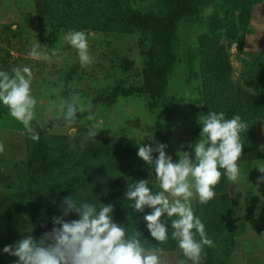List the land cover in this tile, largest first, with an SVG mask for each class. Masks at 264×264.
<instances>
[{"label": "rangeland", "instance_id": "obj_1", "mask_svg": "<svg viewBox=\"0 0 264 264\" xmlns=\"http://www.w3.org/2000/svg\"><path fill=\"white\" fill-rule=\"evenodd\" d=\"M181 1L0 0V70H32L38 104L31 127L39 136L32 140V133L0 103L5 147L0 154V264H15L18 257L3 249L22 239L29 226L37 240L51 231L52 218L62 215V201L71 195L97 207L114 205V221L129 233L140 231L147 246L162 247L163 264L186 259L171 229L165 244L151 237L143 219L151 209L137 212L125 194L129 183L141 179L160 190L154 166L137 155L140 145L164 143L174 162L179 151L195 159L190 145L201 138L198 118L204 115L210 87L205 66L216 47L228 57L233 83L261 105L244 117L250 128L242 133L245 145L238 163L245 178L233 184L222 175L214 199L193 201L215 245L205 247L201 264H264V183L257 179L264 173L256 168L264 158L244 161L259 150L264 153V0H184L186 12L175 13ZM134 13L165 23L173 19L170 43L128 23ZM71 30L88 34L92 64L82 67L77 51L64 40ZM37 44L46 47L49 60L28 55ZM72 94L91 100L94 120H87V111L78 112L70 126L56 118L51 106ZM93 123L103 130L96 140H87ZM89 142L92 152L87 153ZM86 181L99 191L89 196L81 185ZM115 192L124 196L123 203L112 200ZM78 218L73 212L65 220Z\"/></svg>", "mask_w": 264, "mask_h": 264}, {"label": "clouds", "instance_id": "obj_2", "mask_svg": "<svg viewBox=\"0 0 264 264\" xmlns=\"http://www.w3.org/2000/svg\"><path fill=\"white\" fill-rule=\"evenodd\" d=\"M64 40L77 51L82 67L94 62L85 31L71 30ZM44 48L40 44L34 45L28 55L34 59L49 60L50 56ZM33 80V72L27 66H18L11 71L0 70V103L8 108L11 117L32 133L31 139L38 141L39 136L31 127V122L36 119L38 104L33 94ZM92 108L90 99L72 94L68 99L54 103L50 110L56 112L58 120L70 126L76 123L78 112L87 111V120H94ZM198 120L202 125L201 138L195 145H190L195 159L190 152L179 151V161L174 162L165 151L166 144H142L137 155L154 166L160 190L153 191L151 181L141 179L129 183L125 194L137 212H144L145 207L151 209L143 219L155 241L167 243L171 229V239L177 242L186 258L180 259L178 264H188V261L201 264L205 247L215 246L213 239L207 235L205 224L195 215L193 201L207 204L214 199V189L222 175L233 184L245 178L238 161L245 145L242 133H247L250 128L248 122L239 114L228 119L224 112L215 111L200 116ZM101 130L99 124L93 123L85 139L96 140ZM84 146L82 142L81 147ZM4 151V144L0 142V154ZM153 153H158V157L154 158ZM256 168L264 173V165ZM257 179L258 183H264V175ZM61 211V216L52 218V230L44 233L39 240L32 235L33 228L29 226L24 237L15 245L4 247L3 252L18 257L15 264H163V248L147 246L140 238V231L129 233L124 225L115 222L112 215L114 205L100 203L97 207L86 199L77 201L71 195L64 197ZM73 212L79 218L65 220Z\"/></svg>", "mask_w": 264, "mask_h": 264}, {"label": "trees", "instance_id": "obj_3", "mask_svg": "<svg viewBox=\"0 0 264 264\" xmlns=\"http://www.w3.org/2000/svg\"><path fill=\"white\" fill-rule=\"evenodd\" d=\"M181 3V7L175 13L186 12L185 10L183 11L184 0ZM127 21L138 29L151 33L159 42L165 45L170 43V38L175 28V21L173 19L165 23L160 18L151 14H145L143 17L135 13L130 14L127 16ZM205 71L210 78V87L207 91L209 98L203 109L204 115H207L210 111H215L217 113L224 112L228 119L232 118L235 114H239L244 119L250 111L256 110L261 105L259 99H256L248 91L241 89L233 83L230 78L231 67L228 62V57L222 47H216L212 58L205 66ZM161 79L164 80L165 75L161 76ZM147 87L149 86L147 85ZM85 150L87 153L92 152V143H87ZM263 158L264 153L259 150L255 155L244 161ZM81 185L89 196L99 191V187L97 185L93 186L89 181L83 182ZM112 200L119 203L125 201L124 196L120 192L113 193ZM248 214L249 220L254 222L253 214L250 210Z\"/></svg>", "mask_w": 264, "mask_h": 264}, {"label": "crops", "instance_id": "obj_4", "mask_svg": "<svg viewBox=\"0 0 264 264\" xmlns=\"http://www.w3.org/2000/svg\"><path fill=\"white\" fill-rule=\"evenodd\" d=\"M260 161L263 160V159H259Z\"/></svg>", "mask_w": 264, "mask_h": 264}]
</instances>
